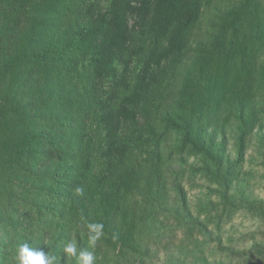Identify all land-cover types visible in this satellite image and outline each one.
Here are the masks:
<instances>
[{
	"label": "trees",
	"instance_id": "16d2710c",
	"mask_svg": "<svg viewBox=\"0 0 264 264\" xmlns=\"http://www.w3.org/2000/svg\"><path fill=\"white\" fill-rule=\"evenodd\" d=\"M260 124L264 0H0V199L15 214L0 227V264H18L24 243L55 264L85 250L94 264H160V248L189 238L185 261L198 264L211 251L203 224L181 208L176 225L156 223L154 205L140 215L131 201L235 180ZM183 154L202 168H173ZM229 204L208 226L241 209L264 223V203ZM86 221L104 225L95 247ZM69 241L76 257L63 253Z\"/></svg>",
	"mask_w": 264,
	"mask_h": 264
},
{
	"label": "rangeland",
	"instance_id": "374dc122",
	"mask_svg": "<svg viewBox=\"0 0 264 264\" xmlns=\"http://www.w3.org/2000/svg\"><path fill=\"white\" fill-rule=\"evenodd\" d=\"M190 78L193 81L188 82V86L192 87L197 78L196 70H194ZM182 100L186 103L184 98ZM179 110L180 107L177 111ZM249 136L250 148L247 152V158L240 169L235 172L237 175L235 180L216 183L212 179H206V177L203 179L198 178L194 182L183 186L181 194L177 190L174 191L173 195L171 194V199L167 200V202L153 200L151 192L146 191V189L143 190V193L136 195L139 202L131 201V204H138L140 206V209H138L140 215L143 211V205L150 207L154 205L155 208L153 209L156 212L154 219L158 218L155 221L156 223L163 221L169 225H176L177 219L175 216L177 215V209L175 208H181L183 212L185 210L190 212L196 222L203 224L204 228H207L209 231L210 236L208 238L210 239L211 251L198 264H264V258L257 257L255 253L258 247H264V223L260 218L241 209L235 211L230 222L223 223V226L219 229L215 226L216 222H212L210 223L211 226H208L207 220L209 216L215 219L220 213H228L230 208L229 201L231 200L244 203H264V124L258 125ZM218 137V141L220 142L222 137L219 134ZM230 137L228 145L231 148L236 140L234 132L230 133ZM236 159L237 149L233 147L228 150L225 157V167ZM202 166L203 160L201 158L189 157L183 154L172 167L175 169L183 168L191 170L196 167L202 168ZM17 190L20 191L21 188ZM175 199L181 202L176 203ZM8 202L7 200L4 202L3 198L2 200L0 199V220H4L0 221L1 228L7 227V222L15 217L12 210L8 213V215L11 213V216L7 217L1 212L5 203ZM209 204L212 208L207 212L204 208ZM20 208L22 207L20 206ZM202 208L203 210L200 212ZM184 230L178 231L179 239L184 235ZM196 234L195 236L197 237L194 239L202 242L204 236ZM179 241L175 240L173 242L175 244H172L173 246L170 247L169 252H167L168 248L159 249L160 264H164L163 261L170 257L177 259L179 264H188L185 261L186 257L193 259L192 255L195 246L192 244V238ZM67 244L62 248L65 255H68L65 253ZM35 248L40 250V247L36 246ZM188 249H191V252H188L186 256H175L179 255V252L183 250L186 252ZM49 254L51 253L49 252Z\"/></svg>",
	"mask_w": 264,
	"mask_h": 264
},
{
	"label": "clouds",
	"instance_id": "9594fccd",
	"mask_svg": "<svg viewBox=\"0 0 264 264\" xmlns=\"http://www.w3.org/2000/svg\"><path fill=\"white\" fill-rule=\"evenodd\" d=\"M77 195L83 194V188L77 187L75 189ZM86 227L88 229V245L89 247H95L97 242L104 235V225L99 222H87ZM65 253L69 256H77V246L75 243H68L65 247ZM16 260L18 264H55L56 257L45 254L42 250L30 247L28 243L19 245L16 253ZM95 257L92 252L80 251L78 257V264H94Z\"/></svg>",
	"mask_w": 264,
	"mask_h": 264
}]
</instances>
